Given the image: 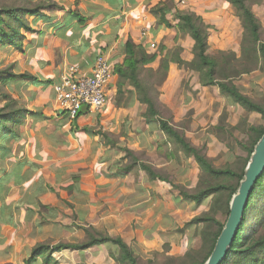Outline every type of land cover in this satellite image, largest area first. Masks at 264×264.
<instances>
[{"label":"crops","instance_id":"obj_1","mask_svg":"<svg viewBox=\"0 0 264 264\" xmlns=\"http://www.w3.org/2000/svg\"><path fill=\"white\" fill-rule=\"evenodd\" d=\"M52 1L60 8L24 16L31 31L21 30L20 48L0 45L6 51L5 66L12 73L34 78H16L6 86L27 114L14 137L0 138V264H24V255L35 245L34 231L41 227L51 235L54 223L60 228L63 213L72 214L79 224L95 227L110 220V216L97 215L99 206L116 205L127 214L150 213L152 197L158 200L160 188H168L167 183L152 181L143 172L135 176L119 171L117 164L124 156L121 143L138 137L142 125L148 127L142 117L146 106L134 92L126 106L117 107L114 101L118 81L114 67L123 62L128 39L147 53L155 50L149 42L167 50L180 45L185 60L184 47L178 42L181 36L175 40L174 28L158 27L156 20H149V9L163 0ZM204 2L230 6L224 0ZM191 12L203 18L200 12ZM166 19L176 23L170 15ZM186 37L191 41V58L185 61H190L193 41ZM99 53L113 68L108 101L98 112L86 109L69 120L60 109L54 87L71 66L79 75L90 74ZM159 60L157 57L149 67L156 69ZM178 68L183 69L169 64L161 89ZM126 89L132 90L128 85ZM99 132L118 141L116 146L106 144ZM4 175H8L7 182L1 181ZM25 226L29 229L22 232L20 228ZM82 251L63 250L56 252L59 258L54 252L52 256L61 263L68 253Z\"/></svg>","mask_w":264,"mask_h":264},{"label":"rangeland","instance_id":"obj_2","mask_svg":"<svg viewBox=\"0 0 264 264\" xmlns=\"http://www.w3.org/2000/svg\"><path fill=\"white\" fill-rule=\"evenodd\" d=\"M48 1L34 0L29 3L28 0H0V8L31 7ZM204 1L175 0L174 5L182 11L200 12L204 20L213 25L208 39L210 55L223 59L233 51L239 56L243 29L233 8L219 4L207 5ZM248 4L261 23L260 38L264 42V0H248ZM178 42L184 47L185 60H189L190 39L181 36ZM5 59V48H0V69L6 67ZM178 69L179 72L167 80L162 89L160 86L154 88L153 95L157 99L161 117L183 133L187 141L198 149L213 167L240 172L247 157L248 127L255 125L264 128V117L245 111L232 98L221 94L216 86H202L196 72L185 68ZM236 69L240 70L242 67L237 65ZM234 84L243 94L264 108V63L249 62V72L239 74ZM6 93V88L0 87V107L5 104L3 95ZM84 107L86 106H81L80 109ZM141 127L138 137L121 144L123 147L129 146L142 161L152 164L155 171L169 181H163L167 183L168 188H160L158 200L152 197L154 204L150 213L127 214L123 213V207L111 204L99 206L97 215L110 216V220L93 226V234L98 236L101 232L122 238L140 264H199L208 251L207 236L210 237L214 229L211 227L204 231L206 227L203 223H188L207 215L211 196L202 204L196 205L183 200L181 194V191L193 193L197 190V185L202 181L199 167L192 156L177 152V146L173 143L162 145L160 148L161 136L158 132L146 130L143 125ZM216 218L220 222L225 220L224 214L220 212ZM60 219V228L56 226L57 222L54 227L51 225L54 229L51 235L41 227L36 229L34 244L80 243L87 238L83 230L87 228L85 223L79 224L72 214L63 213ZM126 219L130 221L126 223ZM28 229V226L20 228L22 232H27ZM29 252L30 250L24 255V260ZM54 256L60 257L56 252ZM62 259L59 264H120L119 250L112 244L94 245L80 253L70 252Z\"/></svg>","mask_w":264,"mask_h":264},{"label":"trees","instance_id":"obj_3","mask_svg":"<svg viewBox=\"0 0 264 264\" xmlns=\"http://www.w3.org/2000/svg\"><path fill=\"white\" fill-rule=\"evenodd\" d=\"M34 0H28L33 2ZM229 4L242 25V38L240 44V55L233 51L229 52L223 59H218L208 53L209 32L211 25L205 23L203 18L191 11H182L175 8L174 0H163L149 9V20H156V26L174 28L175 40L180 36H189L192 41V59L185 61L181 58L182 47L175 46L167 50L160 45L156 50L147 53L141 45L134 44L128 39L124 45L123 62L114 67V73L118 77L115 105L123 107L128 104L133 92L137 100L146 106L142 117L149 130H155L161 136L159 147L173 143L177 152L185 156H192L196 161L200 173L201 183L193 193L182 192L183 200H188L200 205L211 196V204L205 217L193 219L191 223H203L204 231L214 229L207 236L208 251L199 264H203L211 253L215 241L220 234L229 213V203L232 196L237 192L240 181L243 178V170L249 160L253 148L259 138L264 134V128L251 125L248 127L249 141L245 164L240 172L231 169H217L212 163L186 139L183 133L175 128L169 121L163 119L157 107V99L153 95L155 87L164 82L170 63L192 70L198 74L199 83L202 86H216L219 92L226 95L241 106L247 112H255L264 117V108L248 95L243 94L234 80L241 73L249 72V62L264 63V42L261 41V23L253 13L248 0H224ZM60 8L54 1L41 2L31 7L8 6L0 8V45H10L20 48L24 38L21 30L31 31L26 24L24 16H32L40 13L43 9ZM170 15L176 23L173 25L166 16ZM157 57H160L158 67H149ZM239 65L242 69L237 70ZM246 65V66H244ZM16 78H27L34 80L31 75L12 73L11 67L0 69V87L6 88L8 83ZM128 85L132 90H125ZM5 104L0 107V138L14 137L19 126L23 123L27 111L18 106L10 94L3 95ZM105 139L106 144L116 146L118 141L111 139L107 133L99 132ZM158 146V144H157ZM158 148V147H157ZM124 156L117 166L122 173L136 175L142 170L150 180L169 182L159 175L152 164L142 161L137 154L127 148H120ZM8 175H4L2 182H7ZM0 188V201H1ZM1 207V206H0ZM1 209V208H0ZM224 214L225 220L220 222L216 215ZM86 239L80 243L58 242L54 245L48 243H37L32 248L24 264H59L53 252L63 250H85L94 245L109 243L119 250L120 264H140L130 247L120 237H111L108 234L98 233L94 236L95 229L91 226L83 228ZM206 233H204V236ZM221 264H264V171L257 179L254 188L249 195L247 205L243 212L242 223L236 233L232 245Z\"/></svg>","mask_w":264,"mask_h":264},{"label":"built area","instance_id":"obj_4","mask_svg":"<svg viewBox=\"0 0 264 264\" xmlns=\"http://www.w3.org/2000/svg\"><path fill=\"white\" fill-rule=\"evenodd\" d=\"M149 47L157 49L152 42H149ZM112 75L111 63L102 53L96 56L92 71L88 75H79L75 67H69L67 74L54 87L62 113L69 120H74L81 113V106L94 111L103 108L107 103V87Z\"/></svg>","mask_w":264,"mask_h":264},{"label":"water","instance_id":"obj_5","mask_svg":"<svg viewBox=\"0 0 264 264\" xmlns=\"http://www.w3.org/2000/svg\"><path fill=\"white\" fill-rule=\"evenodd\" d=\"M87 108L84 107L80 112ZM264 171V134L256 142L249 160L243 171V178L237 192L232 196L229 204V213L224 226L218 235L214 247L203 264H221L236 236L242 223L243 212L247 205L257 179Z\"/></svg>","mask_w":264,"mask_h":264}]
</instances>
